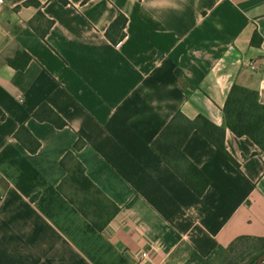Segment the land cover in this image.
Masks as SVG:
<instances>
[{"label": "crops", "instance_id": "1", "mask_svg": "<svg viewBox=\"0 0 264 264\" xmlns=\"http://www.w3.org/2000/svg\"><path fill=\"white\" fill-rule=\"evenodd\" d=\"M26 1L0 6V264H186L264 237V153L248 137L225 129L236 167L190 133L182 151L210 180L201 196L151 148L177 111L224 126L234 83L264 104V0ZM38 11L53 21L44 39L28 25ZM17 49L32 58L22 70L6 63ZM42 103L67 125L31 117ZM21 125L35 153L14 138ZM78 138L86 175L120 209L102 231L56 188Z\"/></svg>", "mask_w": 264, "mask_h": 264}, {"label": "trees", "instance_id": "2", "mask_svg": "<svg viewBox=\"0 0 264 264\" xmlns=\"http://www.w3.org/2000/svg\"><path fill=\"white\" fill-rule=\"evenodd\" d=\"M67 4V0H60ZM24 5L39 6L35 0H28ZM127 18L118 13L105 30L106 38L113 44L124 37V28ZM53 21L38 11L28 25L42 39L45 38ZM261 36L255 30L250 43L259 46ZM31 56L22 49H17L12 57L6 58V63L14 69L22 70L31 60ZM224 126H217L202 115L193 119L187 118L177 111L151 143L152 150L161 160L176 173L182 181L197 195L201 196L208 187L209 178L199 170L183 153L182 147L193 131L199 132L215 149L226 159L238 167V163L228 153L224 146L225 129H229L235 136L248 137L258 149L264 153V104L259 102L258 92L232 84L222 107ZM31 117L40 122H49L56 128H63L67 123L48 104H40L31 114ZM14 138L30 153H35L40 142L21 125L14 133ZM84 142L78 138L72 150L66 151L59 160L64 176L57 185V190L75 209L98 231H102L117 215L119 207L106 197L102 191L88 178L82 163L76 158L74 151L81 148ZM36 196H33L35 198ZM244 240L259 243L256 249L258 254L264 252V237H238L228 248L216 251H229L234 242ZM201 257L192 253L186 264H211L210 258L216 252ZM254 254L247 264H255L257 257ZM264 264V263H263Z\"/></svg>", "mask_w": 264, "mask_h": 264}, {"label": "rangeland", "instance_id": "3", "mask_svg": "<svg viewBox=\"0 0 264 264\" xmlns=\"http://www.w3.org/2000/svg\"><path fill=\"white\" fill-rule=\"evenodd\" d=\"M258 247L259 243L239 240L234 242L229 251H216L211 256L210 262L211 264H247L254 254H258L256 251Z\"/></svg>", "mask_w": 264, "mask_h": 264}, {"label": "water", "instance_id": "4", "mask_svg": "<svg viewBox=\"0 0 264 264\" xmlns=\"http://www.w3.org/2000/svg\"><path fill=\"white\" fill-rule=\"evenodd\" d=\"M264 263V252L261 253L258 257L257 260L255 262V264H263Z\"/></svg>", "mask_w": 264, "mask_h": 264}, {"label": "built area", "instance_id": "5", "mask_svg": "<svg viewBox=\"0 0 264 264\" xmlns=\"http://www.w3.org/2000/svg\"><path fill=\"white\" fill-rule=\"evenodd\" d=\"M4 3V0H0V6ZM141 257H146L147 256V253L146 252H142L140 254Z\"/></svg>", "mask_w": 264, "mask_h": 264}]
</instances>
